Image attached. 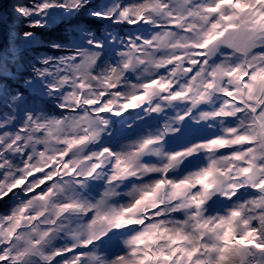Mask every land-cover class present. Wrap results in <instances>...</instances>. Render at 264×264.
Masks as SVG:
<instances>
[{"label": "snow or ice", "instance_id": "snow-or-ice-1", "mask_svg": "<svg viewBox=\"0 0 264 264\" xmlns=\"http://www.w3.org/2000/svg\"><path fill=\"white\" fill-rule=\"evenodd\" d=\"M0 264H264V0H0Z\"/></svg>", "mask_w": 264, "mask_h": 264}]
</instances>
